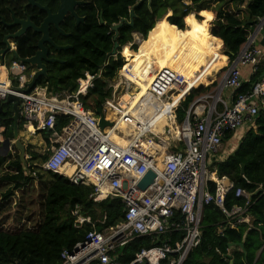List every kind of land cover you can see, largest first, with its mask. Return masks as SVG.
Returning a JSON list of instances; mask_svg holds the SVG:
<instances>
[{
  "label": "built area",
  "instance_id": "obj_1",
  "mask_svg": "<svg viewBox=\"0 0 264 264\" xmlns=\"http://www.w3.org/2000/svg\"><path fill=\"white\" fill-rule=\"evenodd\" d=\"M263 28L264 15L256 20L231 64L219 70L224 72L218 86L195 98L182 121L177 109L201 84V77L165 114L171 98L180 93L176 87L185 84L182 75L167 78L164 72L154 73L150 87L135 101L139 89L124 77L119 80V74L107 84L110 97L101 107L104 120L111 125L100 129L95 113L85 111L78 98L94 88L108 62L96 75L86 73L78 78L73 91L55 93L47 86L24 93L32 75L28 66L15 60L9 65L0 63V107L13 95L19 99V116L29 137L51 132L40 170L62 176L74 186L90 187L89 197L95 202L119 200L122 205L120 222L101 232H87L81 242L60 253V264H121V250L136 238H149L151 246L140 249L128 264H183L200 245L203 209L208 206L221 212L226 228L244 225L247 231L254 229L247 214L254 194L236 189L234 198L243 204L226 209L225 196L233 184L211 172L207 164L228 134L250 129L264 109V75L246 92L234 93L242 86L239 67L248 66L251 78L258 71L262 53L254 42ZM131 36L129 50L142 39L138 34ZM224 89L233 92L229 103L221 99ZM60 115L68 122L57 133L53 130ZM160 127L162 135L154 129ZM3 132L0 123V157L4 156ZM148 171L155 178L141 191L138 184ZM209 184H213L212 192ZM76 214L75 208L71 215ZM224 229L218 226L216 234L221 236ZM231 249L225 251L224 259ZM215 253L220 255L218 250Z\"/></svg>",
  "mask_w": 264,
  "mask_h": 264
},
{
  "label": "trees",
  "instance_id": "obj_2",
  "mask_svg": "<svg viewBox=\"0 0 264 264\" xmlns=\"http://www.w3.org/2000/svg\"><path fill=\"white\" fill-rule=\"evenodd\" d=\"M12 2L0 0V11L1 15L4 14L5 21H10L11 14H14L15 18L21 17L19 0ZM5 6L13 11L6 12ZM91 6L85 26L80 31H74L67 39L71 50L56 52L48 49L51 52L50 57L63 63L46 64L47 76L39 78L35 86H47L48 91L54 93L73 91L78 78L86 73L96 75L108 62L102 70L101 79L94 82V88L86 96L78 98L83 109L93 113L109 99V82L115 81L119 74L121 77L123 73L132 71L134 66L151 73L153 62H159L165 51H170L171 55L164 64L155 66L154 73L164 72L163 76L167 78L171 74L169 59L173 54L178 55L184 51L193 56L195 51L204 55L207 68L216 63L220 64L221 68L224 62L227 66L230 65L252 32L256 20L264 15V0H150L149 4L147 0H91ZM131 8L134 14L133 26L123 24L117 30L116 40L113 41L115 33L111 31V27L122 19L128 21ZM98 14L104 25L99 24ZM7 32L0 29V50L3 49L2 38ZM132 33L140 35L144 45L138 48L132 45L130 50L134 56L127 51V55L131 57H126L123 51L129 49ZM37 39L38 36L28 32L16 40V54L21 59L32 57L36 52ZM56 41L53 39L55 44ZM114 43L118 44L119 49L115 58H111L109 55ZM216 56L219 61H216ZM12 61L13 57L5 64L9 65ZM154 73L148 81L145 80L148 87ZM263 75L264 68L259 67L250 83L242 85L235 93L246 92L252 83ZM210 78L213 77L204 73L200 79L201 84L180 104L176 112L179 121L183 120L186 110L196 97L215 88L217 82H207ZM141 83L142 79L138 78L132 85L139 89ZM12 116L11 105H2L0 123L4 128L5 140H11L13 136ZM67 122V118L60 115L56 118L53 131L59 133ZM23 129L24 123L20 119L18 131ZM50 134V131L41 132L36 136L41 135V140L48 146ZM230 134L224 141L230 139ZM27 149L29 148H25V155L28 153L29 159H25L23 163L15 148L12 153L0 157V188H5L0 197V223L5 220L6 213L10 215V208L16 203L13 201L15 193L23 192L24 188L34 182L35 177H31V174L35 172L37 179L44 180L42 183L46 189L40 204L42 220L37 223L35 229L23 227L18 230V224L13 231L6 230L7 226L0 228V264H60V253L72 249L84 239L87 232H101L120 222L122 205L119 200L95 202L89 197L92 192L90 187L74 186L62 176L42 172L40 165L45 161L46 154L43 152L44 155L39 156ZM214 168L218 177H226L233 184L225 196L226 209L242 206L243 201L234 198L236 189L254 194L247 212L254 220V229L247 231L244 225L235 229L226 228L221 212L214 206L205 207L201 221L200 245L188 254L183 264H229L222 256L228 247L240 245L243 250L234 253L232 264H264V252L256 259V254L264 242V109L259 110L238 148L225 161L216 163ZM209 185L212 192L213 184ZM17 206L21 207L20 202ZM75 208L77 214L72 216L71 212ZM15 213H18L17 209ZM218 226L225 228L221 236L216 234ZM150 246L149 238L132 240L120 252L121 264L130 263L135 253ZM215 250H218L220 255L216 254Z\"/></svg>",
  "mask_w": 264,
  "mask_h": 264
},
{
  "label": "water",
  "instance_id": "obj_3",
  "mask_svg": "<svg viewBox=\"0 0 264 264\" xmlns=\"http://www.w3.org/2000/svg\"><path fill=\"white\" fill-rule=\"evenodd\" d=\"M27 1H28V5H32L33 7H37L39 10L46 12L47 17L38 27H36L33 23H31L29 18H27L25 21L13 19V23L8 25V27H19V29L14 34L8 35L3 39L2 44L4 48L0 50V62L1 63H2L4 55L11 54L15 61L20 62L30 68L35 69L34 73L31 76L29 83L26 85L24 93H28L29 91H31L35 87L36 81L39 78H45L47 76L46 64H54V63L62 64V62L58 60L48 58V50L44 45L48 44L56 52L65 51L68 49V47H57L48 36L49 26L54 25L55 28L58 29L57 24L61 22L62 17L65 15L66 9L63 6H61L56 15H51L46 8L40 7L38 4H35L32 0H27ZM147 2L149 4L150 0H147ZM69 11H71L72 16L76 18V21H80L71 9ZM133 19H134V14L131 8L129 10V20L128 21L122 19L120 20L118 24L113 25L111 27V31L115 33L113 41L116 40L117 30L123 24L129 27L133 26ZM27 29H31L33 33L40 35V39L38 40L37 45H36V50H37L36 53L30 58L21 59L16 54L15 48H12V46L14 45L11 46L9 41L18 40L24 35ZM132 34L136 35V33H132ZM118 49H119L118 44L114 43L113 50L110 53L109 57L115 56L118 53ZM8 104L11 105V108L13 111V116H12L13 136L11 140H4L3 142L4 157L10 152L11 147H13L18 151L19 159L23 163L24 156H25V148H24V145L20 142L19 135H18V123L20 122V116H19V110H18L19 99L13 95H8L5 102L2 105H8ZM1 111H2V106L0 107V113ZM95 115L97 116L98 127L100 129H104L105 127H109L111 125L109 122L104 120L101 108H98L95 111ZM241 173H243L242 170H241ZM154 178H155L154 173L151 171H148L146 175L143 177V179L139 182L138 189L141 191H144L146 187L152 183ZM239 249L241 251L243 250L242 245L239 246ZM263 252H264V243L259 249L256 259H259ZM226 259L228 260L229 264L233 263L230 257H226Z\"/></svg>",
  "mask_w": 264,
  "mask_h": 264
},
{
  "label": "flooded vegetation",
  "instance_id": "obj_4",
  "mask_svg": "<svg viewBox=\"0 0 264 264\" xmlns=\"http://www.w3.org/2000/svg\"><path fill=\"white\" fill-rule=\"evenodd\" d=\"M11 1L15 2L16 0H11ZM32 1L35 4H38L40 7L46 8L51 15H56L61 6H63L66 9L65 15L62 17L61 22L57 24L58 29H56L54 25L49 26L48 36L52 41L53 39L57 40L56 41L57 44L53 42L57 47H68V49L65 51H57V52H66V51L71 50V46L67 45V39H69L72 36V33L74 31H80L85 26L87 18H88V13L91 12V9H92L91 0H32ZM19 3H20V8L22 9L20 18H15L14 14H11L10 21L9 20L5 21L3 18L4 14L1 15V11H0V29H5L8 31L3 36L2 41L6 36L12 35L18 31L19 27H8V25L13 23V19L25 21L27 18H29L31 23H33L34 25L35 23H38V25H35L36 27H38L47 17L46 12L41 11L37 7H33L32 5H28L27 0H19ZM4 8L6 12L13 11L7 6H5ZM70 9L73 11V13L78 17L80 21H76V18L72 16L71 11H69ZM98 22L100 25H104L100 17V14H98ZM28 32L38 36V39L36 40V45H37V42L40 39V35L33 33L31 29H27L24 35H26ZM15 41H9L11 45H14V48L16 46ZM36 45H35V48H36ZM44 46L47 48V50L51 49L54 51V49L51 48L48 44H45ZM50 55H51V52L48 50V58L58 60L54 57L53 58L50 57ZM11 57H12L11 54L4 55L2 63H7L11 59ZM58 61L63 63V61L61 60H58Z\"/></svg>",
  "mask_w": 264,
  "mask_h": 264
},
{
  "label": "rangeland",
  "instance_id": "obj_5",
  "mask_svg": "<svg viewBox=\"0 0 264 264\" xmlns=\"http://www.w3.org/2000/svg\"><path fill=\"white\" fill-rule=\"evenodd\" d=\"M137 40L139 41V38ZM135 45L137 46L138 44H135ZM178 57H180V55ZM168 66H169V64H168ZM172 70H173V68H172ZM170 72H171V70H170ZM171 74H173V73L171 72ZM217 86H218V84H216L215 87H217ZM186 89L181 90L180 93L178 94V96H173L171 99L172 103L177 104L179 102V100L182 98V96H184ZM176 98H177L178 102L176 101ZM18 135L20 137V140L26 145L27 148H29L27 150H29L30 152H34V153L38 154L39 156L44 155L43 150L45 149V144L43 141H40L41 135L35 136L34 138L30 137L31 140H29V142H27V139H28L26 137L27 134L24 131H22V130L19 131ZM41 142H42V145H41ZM234 142H235L234 140H232L230 142L228 141L226 143L227 147L234 144ZM224 143L222 145H224ZM42 146H44V148H42ZM12 152H13V147H11L9 153H12ZM27 157H29L28 153H27ZM25 159L26 158L24 156V160ZM210 159H211V162H209L207 164L208 169H210L211 164L216 163L214 161V158H210ZM35 173H37V172H35ZM39 174L41 175L42 172H39ZM33 177H35V178H34V182L31 185L24 188L23 192L19 191V192L15 193V196L13 197V201L16 203L12 204V207L10 208V211H9L10 215L7 213L5 214L6 218L4 221H1L2 223H0V228H5L7 226L5 228L6 230L13 231L16 229L15 225L17 226V224H18V228H17L18 230H19V228H23V227L35 229L37 226V223L41 222L42 214H41L40 204L43 201L46 189H45L44 183H42L44 180L37 179L36 176H33ZM4 192H5V188H0V197ZM18 202H20V205H21L20 208L18 207L19 205L17 206ZM16 209L18 210L17 214L15 213ZM13 215H14V217H13ZM27 218H28V221H27ZM9 226H11V227H9Z\"/></svg>",
  "mask_w": 264,
  "mask_h": 264
},
{
  "label": "crops",
  "instance_id": "obj_6",
  "mask_svg": "<svg viewBox=\"0 0 264 264\" xmlns=\"http://www.w3.org/2000/svg\"><path fill=\"white\" fill-rule=\"evenodd\" d=\"M263 38H264V28H263V30H262V32L260 33V35L259 36H257L256 37V39H255V44L261 49V53H262V60H261V64H260V66L259 67H263L264 68V41H263ZM138 48V47H137ZM131 51V50H130ZM133 52V51H132ZM189 52V51H188ZM198 53V51H196L195 52V55ZM183 54V53H182ZM199 54V53H198ZM217 54H219L218 52H217ZM174 55V54H173ZM201 55V54H200ZM203 56V64H204V67L202 66V67H199L198 69H195L196 70V74H197V77L193 80V81H191V82H189V85H188V87H187V89H186V91H185V94L187 93V91H189L190 90V88L194 85V84H196V82L198 81V79L205 73V75L206 76H208V77H213V78H210V79H208L207 80V82H210V81H216L217 82V84H218V82H219V79H221V77H222V74H223V72H220V73H218L219 72V70H221V69H223V68H225L227 65H226V63L224 62V65H223V67L221 68V66H220V64H218V63H216V64H214V65H212L211 67H209V68H207V63H206V58H205V56L204 55H202ZM127 57H128V55H127ZM154 61V60H153ZM152 61V62H153ZM216 61H219V58L217 57V59H216ZM152 62L150 63V65L152 64ZM205 62V63H204ZM221 62V61H220ZM1 63V62H0ZM3 65H6L5 63H3ZM149 65V66H150ZM193 67H194V65H192ZM198 66H200V65H198ZM170 70L171 71H173L174 72V70L176 71V72H178L179 73V66H178V62H177V60L176 59H172L171 61H170ZM29 68V67H28ZM149 68V67H148ZM147 68V69H148ZM172 68H173V70H172ZM195 68V67H194ZM141 70H146V69H143V68H141ZM238 70H239V74H240V82H241V85H246V84H248V83H250V80H251V70H250V68L248 67V66H246V67H239L238 68ZM28 71H29V73H31V74H33L34 73V69H28ZM137 71V73L138 74H140L141 76H142V80H146V78L149 76H152L151 75V73L150 74H148V73H141L140 71H139V69H137L136 70ZM218 73V74H217ZM180 74V73H179ZM32 76V75H31ZM148 77V78H149ZM121 79V78H120ZM119 79V80H120ZM201 79V78H200ZM184 89V90H185ZM214 89V88H213ZM212 89V90H213ZM232 90H229V89H224L222 92H221V99L224 101V102H230V100H231V96H232ZM235 93V92H234ZM184 94V95H185ZM197 98V97H196ZM251 128V127H250ZM250 129H246L245 130V128H240V129H238V130H236L234 133H231L230 135H231V137H230V139L228 140L229 142L230 141H232V140H234L235 142H234V144H232V145H230V146H228L227 147V145H226V143L228 142V141H224V139H223V141H222V144L224 143V145H221V147H220V149L218 150V152H217V154L215 155V156H213V157H211V158H214V161L216 162V163H218V162H223V161H225L228 157H229V155L233 152V151H235L236 150V148H238V146H239V143H240V141H241V139H242V137L244 136V134L247 132V131H249ZM19 132V131H18ZM26 137L28 138L27 139V142H29V140H31L30 139V137L28 136V135H26ZM35 137V136H34ZM34 137H31V138H34ZM19 139H20V137H19ZM40 141H42V140H40ZM20 142L24 145V148H26V145L20 140ZM41 145H42V142H41ZM42 148H44V146H42ZM44 151V150H43ZM25 158L27 159V158H29V157H27V155H25ZM209 161L211 162V159L209 158ZM215 163V164H216ZM215 164H211V166H210V169L209 170H211V172H215L216 173V170H215V168H214V165ZM217 175V174H216ZM226 178V177H225ZM227 179V178H226ZM228 180V179H227ZM250 219H251V224H252V226H253V218L252 217H250V216H248ZM264 228V227H263ZM264 243V242H263ZM230 248H232L231 249V252H230V254H229V257L231 258V260H232V258H234L233 257V255H234V253H239V252H242L240 249H239V247H232V246H230ZM257 254H258V252H257ZM257 254H256V256H257ZM228 261V260H227Z\"/></svg>",
  "mask_w": 264,
  "mask_h": 264
},
{
  "label": "bare ground",
  "instance_id": "obj_7",
  "mask_svg": "<svg viewBox=\"0 0 264 264\" xmlns=\"http://www.w3.org/2000/svg\"><path fill=\"white\" fill-rule=\"evenodd\" d=\"M143 45H144L143 39H139L138 47H142ZM127 51L131 52V56H134V53L132 51H130L129 49H124L123 54L126 57H127ZM186 51H188V50H186ZM170 55H171L170 51L163 52V54L161 56V60L159 62H153L152 70L151 71L148 70V71H150L151 74H153L155 72V66L158 65V64L159 65L164 64V62L166 61L167 57L170 56ZM179 55H180V57H178ZM131 56H128V57H131ZM173 58L177 60L178 66H179V70H180L179 73H180V75H182L184 77V81H185V84L181 85L180 87H176L178 92H180L181 90L187 88L188 85H189V82L193 81L197 77L195 69H198L199 67H202V66L204 67L203 56L198 54V53L195 56H193L192 54H187L185 52H183V54L181 53V54H178V55L174 54L168 61L169 66H170V61ZM192 65H194L195 68ZM198 65H200V66H198ZM137 69H141V68L137 67V66H134L132 68V71H127V72L123 73L120 78L122 79V77H124L127 81H130L131 82L130 86H131L135 81H137L138 78L142 79V76L137 73V71H136ZM171 72L173 74H179L178 72H175V71L174 72L171 71ZM141 73H144V74L148 73L149 74V72H147V71H142ZM148 77L146 78L147 81H148ZM147 88H149V87L146 84L145 80H142L141 87L139 88V94L135 97V101L138 100L141 97V95L144 94V91ZM127 99H128L127 96H125L124 100H127ZM135 101H133L132 104ZM175 105H176L175 103H171L168 106V108H165V110H164L165 114H168L169 113V109H171V107H173ZM154 129L156 131H158L160 135L163 134L161 127L159 129H157V128H154Z\"/></svg>",
  "mask_w": 264,
  "mask_h": 264
}]
</instances>
